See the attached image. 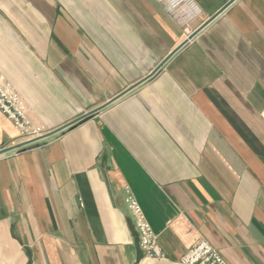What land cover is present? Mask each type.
Here are the masks:
<instances>
[{
    "label": "crops",
    "instance_id": "0c3cea01",
    "mask_svg": "<svg viewBox=\"0 0 264 264\" xmlns=\"http://www.w3.org/2000/svg\"><path fill=\"white\" fill-rule=\"evenodd\" d=\"M230 1L0 0V72L42 131L0 110V264H182L200 238L264 264V0L208 23Z\"/></svg>",
    "mask_w": 264,
    "mask_h": 264
},
{
    "label": "built area",
    "instance_id": "2783aa9c",
    "mask_svg": "<svg viewBox=\"0 0 264 264\" xmlns=\"http://www.w3.org/2000/svg\"><path fill=\"white\" fill-rule=\"evenodd\" d=\"M0 110L5 113L24 135L37 136L42 133L39 128H32L27 116V106L20 94L6 80L0 72ZM130 206L137 217L140 231V242L147 255L164 257L157 235L152 231L150 224L142 211L140 205L130 199ZM182 264H226L221 253L206 239L200 238L182 256Z\"/></svg>",
    "mask_w": 264,
    "mask_h": 264
},
{
    "label": "water",
    "instance_id": "95a60500",
    "mask_svg": "<svg viewBox=\"0 0 264 264\" xmlns=\"http://www.w3.org/2000/svg\"><path fill=\"white\" fill-rule=\"evenodd\" d=\"M234 0H232V1H230L229 3H227L223 8H221L214 16H212L210 19H209V21H208V23L210 22V21H212L213 19H215L219 14H221L232 2H233ZM197 34V32L196 33H194V34H192L191 36H190V38H193L195 35ZM188 41V40H187ZM187 41H185L183 44H181L174 52H173V54L177 51V50H179ZM167 61V60H166ZM165 61V62H166ZM164 62V63H165ZM163 63V64H164ZM162 64V65H163Z\"/></svg>",
    "mask_w": 264,
    "mask_h": 264
}]
</instances>
